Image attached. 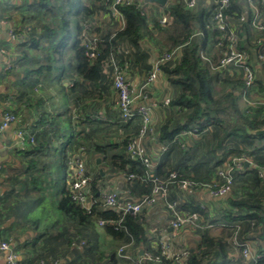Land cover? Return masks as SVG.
Listing matches in <instances>:
<instances>
[{
	"label": "crops",
	"instance_id": "obj_1",
	"mask_svg": "<svg viewBox=\"0 0 264 264\" xmlns=\"http://www.w3.org/2000/svg\"><path fill=\"white\" fill-rule=\"evenodd\" d=\"M133 1L150 20L155 19L157 13L163 14V7L178 2L166 0L161 7L147 0ZM196 2V9L210 12L211 0ZM240 3L242 15L252 16L246 2L240 0ZM252 3L264 19V0H252ZM101 4V0H0V122L5 112L16 117L15 124L0 136V241L8 244L20 264H137L146 246L157 250L163 244L172 252L187 249L202 264H254L251 258L243 257L241 249L229 244V229L222 226L235 223L225 212L244 216L243 208L231 207L227 198L248 205L250 192L257 195L264 209V184L254 186L248 168L236 175L231 193L223 199L212 198L203 190L178 189L176 183L169 187L171 197L181 203L183 212L199 209L196 227H184L178 232L170 230L171 217L158 199L144 207L139 216L145 246L115 240L97 226L104 209L101 204L104 196L116 194L121 206L139 201L143 191L142 186L131 188L123 178L134 166L126 158L125 145L137 134L140 119L127 123L120 120L111 70L106 62L96 83L79 78L75 69L73 44L85 22L91 23L100 35L120 30L124 25L106 9L98 8ZM82 5L93 11L92 16L77 15ZM230 24L239 32L240 24L236 19L230 20ZM152 32L158 40H163L156 30ZM39 36L42 38L31 40ZM256 36L255 31L248 30V39L245 34L239 38L255 72V84L248 99L253 105L264 103V62L255 55L253 40ZM65 38L63 46L60 42ZM202 38L200 32H194L191 42L201 57L197 71L207 70L212 77L217 75L211 82L212 97L208 95L213 109L208 110L201 98L197 103L198 118L193 114V107L187 106V101L192 100L188 94L183 102H177L181 89L170 83L168 74L162 70L149 85L147 99L136 98L134 106L153 105L151 133L143 140V145L155 164L156 174L176 171L187 180L214 183L218 180L217 168L228 155L252 151L254 147H249L240 137L241 128L236 127L232 114L220 112V106H228L226 95L233 92V84L227 80L237 78L232 70L216 69V47L210 38L200 44ZM160 52L154 39H143L137 47L126 41L119 43L114 54L134 96L141 92ZM179 52L178 49L175 60L167 63L168 68L179 64ZM39 68L44 69L34 74ZM257 78L262 88H258ZM198 88L200 86L195 85V90ZM199 123L203 124L201 129ZM165 125L167 135L176 132L172 140H161V128ZM193 128H198L197 134L182 135L183 131ZM235 128L237 131L233 132ZM18 129L33 136L34 142H18ZM221 133L229 134L222 142ZM246 156L253 167L255 157L264 158V153ZM68 157L81 158L90 177L86 206L94 211L91 217L81 219L61 207L69 180ZM262 158L258 160H264ZM83 210L87 215L91 213ZM258 235L257 231L244 236L252 254L264 248ZM124 244L128 246L125 253L131 256L129 260L117 255ZM7 254L8 251H0V264H4Z\"/></svg>",
	"mask_w": 264,
	"mask_h": 264
},
{
	"label": "built area",
	"instance_id": "obj_2",
	"mask_svg": "<svg viewBox=\"0 0 264 264\" xmlns=\"http://www.w3.org/2000/svg\"><path fill=\"white\" fill-rule=\"evenodd\" d=\"M181 1L188 9L192 10L196 8L197 0ZM243 1H245L247 6L250 7L252 16L247 20L245 16L241 15L236 22L240 25L245 23L248 29L257 33V36L254 37L253 40L254 51L257 59L264 62V19L260 18L259 10L257 9V6L252 3V0ZM230 4L231 0H211L212 8L209 12V19L206 22L205 28L210 33H218V38L215 40L214 44L218 53L216 69H229L235 72L236 78L242 83V86L233 90V92L245 101L248 106H252L253 104H251L248 99L249 91L255 84V72L249 62L248 52L239 44L240 35L237 28L230 24V20L233 19L225 18L224 11L229 8ZM122 5H135L142 11V8L133 0H111L109 13L112 18L121 23H124V20L118 7ZM167 22V14H162L160 24L165 25ZM95 40L96 35L94 33H90L89 35L84 34L83 36V46L87 49L85 56L90 60H93L96 56ZM177 50L178 49L176 48L171 53L163 54L157 58L152 71L148 74L146 80L141 86V92L136 96L131 94L125 72L118 62L112 56H110L106 62L111 70L112 88L116 94V108L120 120L127 123L136 118L140 119V127L137 134L129 139L125 146L127 159L138 166L139 172L125 173L123 174V178L127 184L137 180L142 183H148L151 187L149 195L141 197L137 202L125 203L121 206H118V197L114 193H110L102 198L101 204L104 209H116V212L120 215V218L117 221L111 222L115 229L120 228L124 215L130 214L137 216L142 212L144 207L152 205L156 199L160 200L169 212L171 217L170 227L173 232H178L184 227H196L200 219L199 214L196 212H183L182 205L178 200L169 199V187L176 183L178 189L203 190L212 198L223 199L231 193L236 175L238 173H243L251 166V162L246 156L230 154L217 168L216 174L218 180L214 183H201L187 180L182 178V176L176 171L169 172L167 177L158 176L154 172L155 164L148 157L143 145V140L151 133L150 111L153 105L144 104L134 106V102L136 98H141L143 100L147 99V89L160 73L161 65L167 61H171L175 57ZM164 103L167 104L168 100L164 101ZM15 122V115L11 112H5L0 122V136L5 129L12 124H15ZM197 133L198 128H193L191 130L183 131L182 135ZM16 137L21 144L34 142L33 136L26 134L20 129L16 131ZM67 164L69 168L68 188L71 199L82 209L84 208L90 213V207L86 206L89 203L86 189L89 186L90 177L86 171L85 164L79 157H68ZM1 168L0 165V171L2 170ZM257 173L258 177L264 184V170H258ZM96 224L99 228L104 229L107 222L98 219ZM222 226L231 229L232 234L228 239L229 244L237 250L241 249L244 258H251V260L255 262L257 256L251 253L247 241L240 238V227L238 225L228 226L224 224ZM127 247L126 244L122 245L118 249L117 255L120 258L129 260L131 256L125 253ZM158 249L160 250L161 255L166 259L172 260L173 264H187L189 258V251L187 249L183 248L172 252L166 244L159 246ZM0 251H8L4 264H20L17 256L9 251L7 243L0 241ZM144 262L158 263L159 258L152 256L149 252H144L142 257L138 259L137 264H143ZM41 264L55 263L42 262Z\"/></svg>",
	"mask_w": 264,
	"mask_h": 264
},
{
	"label": "trees",
	"instance_id": "obj_3",
	"mask_svg": "<svg viewBox=\"0 0 264 264\" xmlns=\"http://www.w3.org/2000/svg\"><path fill=\"white\" fill-rule=\"evenodd\" d=\"M101 1L103 4H101V6H98V8H101L103 10L106 9V11L109 12L111 0ZM118 10L124 20V25L120 30L108 31L100 35L97 30H94V28H92L91 23L86 22L84 23V28L79 29V34L75 38V42L73 44V51L75 54V69L78 77L85 81L96 83L99 81L103 63L107 62L110 56H112L117 61L115 56L116 54L114 53L117 52L118 45L121 41H126L133 47H137L143 39H154L160 46V53H162L161 55L171 53L176 48L180 50L178 55L179 64L177 66L172 69L168 68L167 63H169L170 61H167L161 65V70L165 71L169 76V82L178 85L181 89V95L179 96L177 102H183V100L186 98V94H188L192 98V100L187 101V106L193 107V114L197 115L198 118L200 117V109L198 108L197 103L201 98L208 105L207 109L212 110V104L208 100V95L209 97H212L210 92V90H212L211 82L213 81V79L217 78V75L214 74L212 77V73L210 74L209 72H207V70H203L204 72L197 71L196 67L201 62V57L195 51L196 45L191 42L193 33L198 31L200 32V36L203 37L202 39H200V44H202L204 40H208L209 38L210 40H212L213 44H215V40L218 38V33L214 32L209 34L210 32L205 28L206 22L209 19V13L203 10V8H195L192 10L188 9L183 5L181 0H178V2L163 7V14H167L168 22L165 25H161L159 21L162 14L157 13V17L150 20L151 17H149V15H147L143 10L141 11L140 9H138L135 5H122L118 7ZM242 11L243 10L241 8L240 0H231V4L229 8L224 11V15L225 18H232L233 20H237L243 14ZM78 14L80 17L82 15L85 17H90L92 16L93 11L87 6L82 5L77 12V15ZM246 18L247 20L250 19V14H247ZM91 29L94 30L95 33L91 32ZM153 30H156L157 34L163 37V40H158L157 36H154L152 32ZM248 30L250 29H248L246 24L243 23L240 25L238 33L241 37L245 34L248 39ZM83 33L85 35H89L90 33H94L96 35V56L93 58V60H90L85 56V52L87 49L83 46ZM41 38L42 37L39 36L31 38V40L34 42ZM66 39L67 38L60 42L63 46ZM241 47L244 49L243 46ZM117 62L121 66L120 62ZM43 69L44 68H39L33 73L40 74ZM46 69H48V67ZM196 83L200 86V88H198V91L195 90V85H197ZM227 83L233 84L231 86L233 90L242 86V83L238 79L234 81L233 79L229 78L227 80ZM256 83L258 88H262V82L260 79L257 78ZM226 98L228 106L226 108L219 105L220 112H230V114H232L235 124H237L236 127L238 128L239 126V128H241L239 129V135H241L240 137H243L245 139V142L249 147H254L252 151L244 150L242 152L244 156L249 155L253 157L261 152L264 153V135L253 136L247 133V130L251 131L264 128V103H257L253 106H248L245 102L239 99L238 96L234 94V92L231 91L226 95ZM198 126L201 129L203 127V124L199 123ZM167 130L168 126L166 125L161 128V140H172L175 136L176 132H172L167 135ZM236 131L237 130L235 128L233 132ZM228 135L229 134L227 133H221V135L219 136V140L222 142L223 139ZM255 145L259 146L256 147ZM237 155H241V153ZM259 158L262 157L256 156V160L253 161V167L250 166L248 168L251 173V180L254 186L262 182V180L258 177L257 172L258 170H264V160H258ZM129 162L134 165V169L131 168L125 173L139 172L138 166H136L131 161ZM123 167L124 165L122 166V168ZM168 174L169 172L166 174H161V172L157 173V175L161 177H167ZM128 184L129 186H131V188L132 186H142L143 191L141 197L150 194L151 187L148 183H142L134 180ZM68 187L69 186L67 183V190L65 196L61 201V207L66 210V212H69L81 219H83L84 217L93 216V210L89 215H87L86 212L71 199ZM248 197L250 198V200H248L247 202L248 205L246 204V202H235L231 198H227V203L231 207L243 208V217L232 216L230 213L226 212L225 214L229 217L230 220L235 221V223L231 226L238 225L240 227V238H242V240H246L244 237L245 234L258 231L259 235L257 236V238L264 243V209L262 207V202L257 198L256 194L249 192ZM169 199L176 200L171 197L170 190ZM197 211H199L198 208H190L189 212L192 213ZM140 214L137 216H133L130 214L124 215L120 224V228L118 229H115L114 225L111 224V222H115L120 218L119 213L115 210L103 209V211L99 215L101 218L98 219H102L107 222L104 230L113 239L127 240V242H134L145 246L146 239L144 230L139 223ZM228 229L229 230L227 232V236L229 239L232 232L230 228ZM145 252H149L152 256L158 257L159 262H144L143 264H173L172 260L166 259L161 255L159 249L155 250L149 246H146ZM255 256H257V258L255 259L254 264H264V248H259L256 251ZM187 264L202 263L196 255H194L193 253H189Z\"/></svg>",
	"mask_w": 264,
	"mask_h": 264
},
{
	"label": "water",
	"instance_id": "obj_4",
	"mask_svg": "<svg viewBox=\"0 0 264 264\" xmlns=\"http://www.w3.org/2000/svg\"><path fill=\"white\" fill-rule=\"evenodd\" d=\"M151 3H154L158 6L163 7L165 5L166 0H147ZM247 133L253 136H260V135H264V128L263 129H259V130H247ZM247 165V164H246ZM245 165V166H246ZM170 230H172V228H170Z\"/></svg>",
	"mask_w": 264,
	"mask_h": 264
},
{
	"label": "rangeland",
	"instance_id": "obj_5",
	"mask_svg": "<svg viewBox=\"0 0 264 264\" xmlns=\"http://www.w3.org/2000/svg\"><path fill=\"white\" fill-rule=\"evenodd\" d=\"M91 26H92V25H91ZM92 28H93V27H92ZM91 32H94V30H92V29H91ZM94 33H95V32H94ZM252 106H253V105H252ZM241 155H243V156H244V154H243V153H241ZM241 155H239V156H241Z\"/></svg>",
	"mask_w": 264,
	"mask_h": 264
}]
</instances>
